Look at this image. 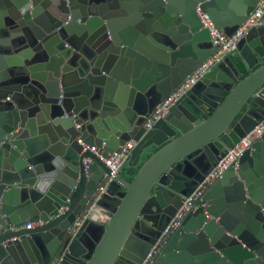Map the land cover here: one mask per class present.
Segmentation results:
<instances>
[{
    "label": "water",
    "instance_id": "obj_1",
    "mask_svg": "<svg viewBox=\"0 0 264 264\" xmlns=\"http://www.w3.org/2000/svg\"><path fill=\"white\" fill-rule=\"evenodd\" d=\"M257 1L0 0V264H49L56 253L59 264H140L154 244L152 264H264V133L205 188V206L160 237L264 116V13L143 126L216 48L199 12L230 35ZM130 138L133 179L116 174L69 239L108 172L102 158ZM52 173L47 194L36 191Z\"/></svg>",
    "mask_w": 264,
    "mask_h": 264
},
{
    "label": "built area",
    "instance_id": "obj_2",
    "mask_svg": "<svg viewBox=\"0 0 264 264\" xmlns=\"http://www.w3.org/2000/svg\"><path fill=\"white\" fill-rule=\"evenodd\" d=\"M263 13L264 0H258L254 8L246 15L245 19L238 25L235 31L230 35H226L224 32L214 26L205 13L199 12V18L202 23V27L208 29L210 39L216 48L204 61L197 65L195 69L189 75H187L176 88H174L159 104L155 106L152 112L145 118L143 123L145 129L151 128L156 121L163 119L168 114L170 107L173 106L180 98H182L191 88V86H193L201 77H203L207 71H209L218 61L222 59L223 56L235 48L237 42L258 23V20ZM263 133L264 116L256 123V125H254L236 143H234L233 147L229 148L227 152L219 158L211 170L206 175H204L200 182L197 183L195 189L188 196L184 197L181 205L177 208L165 228L162 230L160 237L172 232L177 227L179 221L187 214L189 210L196 208L198 205L205 206V203L201 198L205 188H207L215 178L219 177L223 170L231 162L235 161L236 158ZM135 144L136 141L130 138L120 145L116 151L108 153L106 157L102 158L108 169V172L104 174L98 186L87 199L83 209L78 215H76L72 223L67 228L66 236H68L69 239L75 236L82 223L91 213L96 201L105 192L109 182L116 174L121 172V169L129 159ZM90 149L100 157L98 149H96L94 146H92ZM89 160L90 159L88 158L84 159V164H86ZM40 223L41 222L39 221L28 222L23 226H10L9 229L17 230L21 227L30 228ZM157 249H159V247L154 244L140 264H152L153 255L151 252H156ZM62 255L63 253H56L49 264H59Z\"/></svg>",
    "mask_w": 264,
    "mask_h": 264
},
{
    "label": "clouds",
    "instance_id": "obj_3",
    "mask_svg": "<svg viewBox=\"0 0 264 264\" xmlns=\"http://www.w3.org/2000/svg\"><path fill=\"white\" fill-rule=\"evenodd\" d=\"M59 159L54 158L51 163L55 166L56 165V160ZM55 179V174L52 173L51 174V179H48L47 181L41 182L39 179H37V181L34 184V188L36 191H38L41 194H47V191L50 189L52 183L54 182Z\"/></svg>",
    "mask_w": 264,
    "mask_h": 264
},
{
    "label": "trees",
    "instance_id": "obj_4",
    "mask_svg": "<svg viewBox=\"0 0 264 264\" xmlns=\"http://www.w3.org/2000/svg\"><path fill=\"white\" fill-rule=\"evenodd\" d=\"M156 148H153L151 151H154ZM150 151V152H151ZM149 154V153H148ZM147 156V155H146ZM137 170V166H126L124 165L121 169V172L125 175L126 179L132 180Z\"/></svg>",
    "mask_w": 264,
    "mask_h": 264
},
{
    "label": "crops",
    "instance_id": "obj_5",
    "mask_svg": "<svg viewBox=\"0 0 264 264\" xmlns=\"http://www.w3.org/2000/svg\"><path fill=\"white\" fill-rule=\"evenodd\" d=\"M126 165V164H125Z\"/></svg>",
    "mask_w": 264,
    "mask_h": 264
}]
</instances>
